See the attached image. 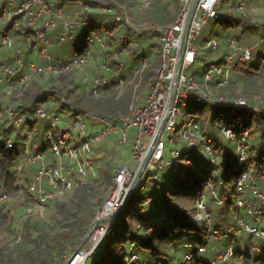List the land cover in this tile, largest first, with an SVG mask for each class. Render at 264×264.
Segmentation results:
<instances>
[{"label":"built area","instance_id":"built-area-1","mask_svg":"<svg viewBox=\"0 0 264 264\" xmlns=\"http://www.w3.org/2000/svg\"><path fill=\"white\" fill-rule=\"evenodd\" d=\"M178 1L180 11L172 22L166 26H151L152 30L159 32L162 48L160 64L147 85L149 93L144 105L138 103V92L144 73L150 65L147 58H141L132 75L125 79L105 77L100 69H96L92 76L87 75L92 56L91 51L69 60L57 59V55L51 52L53 45L51 33L61 26L62 32L59 39L62 42L68 39L75 40L80 28H86L88 32L97 30V34L87 38V41L90 45L97 44L105 54L108 52L105 50L108 47V40L114 37V31L110 27L100 25L95 20L83 18L77 12L74 19L68 20L69 15L64 8L53 4L51 0H24L22 2L4 0L0 4V28L10 29L0 31V47L13 48L15 44L13 34H17L24 38L26 44L30 45L31 51L38 49L32 59H25L21 54H16L12 63L0 53V120L8 118L15 128L24 129L21 134L22 139L18 144L21 147V156L14 170L21 172L27 166L35 167V174L28 185L29 201L23 191L19 195V202L28 205L26 210L33 213V210L37 208L64 199L72 194L78 185L97 177L99 171L93 158V150L109 142L112 134L119 135L117 142L121 145L127 144L130 138L133 139L132 163L122 165L117 169L108 193L93 221V231L88 247L82 249L76 256L77 258L82 255L78 264H86L97 250L122 210L125 199L142 169L143 173L136 189L141 187L144 178L156 183L161 180L163 174L181 169V160L187 155L186 163L190 168L196 167V161L193 156H190V151L186 150L182 153L178 147L168 151V144L164 138L166 133H171L167 138L170 144L184 141L191 150L198 147L203 149L208 166L212 168L204 187L209 184L208 188L213 192L212 201L218 206H224L231 200L230 195H220L217 191L216 182L220 185L225 184L224 179L213 175L215 171L218 172L220 149L216 141L203 131V121L197 114L202 115L203 111L199 106L205 103L212 107L229 104L234 109L248 107L247 99L237 98L231 101L227 91L231 86V79L229 77L220 79L226 67L234 72L237 65L253 59L252 47L243 46L241 43L248 31L240 37H230L229 52L224 63L209 66L204 77V84H201L194 75L186 74V70L197 61L200 50L195 45V40L205 25L211 19L217 20L222 17L223 9H226L228 15H237L236 12L245 14L246 0ZM141 2L142 7L147 9L151 0H141ZM89 10V7L84 9V11ZM124 10L125 14L122 15ZM124 17L127 21L131 19L127 9L123 8L119 11L117 18L121 20ZM121 37L125 43L128 42L124 35ZM201 47L204 50L218 49L220 43L212 38ZM108 53H106L107 56ZM104 68L108 72L111 71L110 66L104 65ZM75 72L85 74L83 79L86 89L91 91L95 97L100 96L104 87L111 82L117 84L114 91L117 99H120L128 88H131L134 98L130 112L123 115L118 122L90 116L93 118L92 127L95 129L96 124H100V127L87 135V122L84 118L88 115L82 112L74 110L75 116L70 121V126L62 129L57 124L60 117L49 113L47 102L39 104L30 118L26 114L19 113L14 105L4 104V101L15 93L21 101L26 89L42 77H58ZM194 94L196 99L191 104V97ZM255 102L254 109L257 110L262 100ZM186 104L190 105L187 119L183 118V106ZM36 119L46 121L45 124L43 123L44 132L40 131L37 123H30V120L32 122ZM221 130L226 138L237 141L236 150L239 161L245 162L248 159V130L236 131L234 126L230 128L223 126ZM39 137L46 142L45 145L42 144L43 140L37 141ZM7 143L11 147L17 146L16 141L11 137L7 139ZM47 148L51 150L49 156L45 154ZM9 199L11 198L6 194L0 195V208ZM234 202L240 208H245L246 214L236 216L237 227L229 228L227 233H221L212 225L213 214L209 209L204 188L196 199L193 218L196 222H205L208 225L207 242H222L229 239L228 245L219 251L211 260V264H221L231 258L243 259V254L236 255L235 253L237 237L243 231H247L257 239H264V227L259 226L264 216V190L261 188L260 176L254 169L243 171L237 177ZM0 236L3 237V235ZM187 247L192 248L193 245L189 243ZM206 249V245H201L198 251L206 252ZM252 250L257 253L263 252L258 242ZM191 261L194 264L197 263L192 252L185 255L184 263L188 264Z\"/></svg>","mask_w":264,"mask_h":264},{"label":"trees","instance_id":"trees-1","mask_svg":"<svg viewBox=\"0 0 264 264\" xmlns=\"http://www.w3.org/2000/svg\"><path fill=\"white\" fill-rule=\"evenodd\" d=\"M51 1L53 4H59L62 7L65 2H70L73 6H77L75 3L77 0ZM84 1L94 10H98L100 5H102V3L97 0ZM85 7L89 6L85 4L84 8ZM177 10L179 13L180 5ZM93 11H81L79 13L83 18L95 20L100 24H106L113 31L116 30L115 28L117 26H113L111 17L103 21L98 18V12ZM123 21L125 20L123 19L122 22ZM241 23L245 24L247 27L257 26L256 23L248 19L245 14L223 15L222 24L225 26H229L230 24L235 26V24L239 25ZM124 29L125 31L127 30V32L123 35L127 38L128 42L125 43L123 38L119 37V44L117 43L116 45L119 51H121V46L123 45L124 47L130 43L133 45L134 38L138 36L137 33L133 36L129 34V32H132L129 27H125ZM1 30L9 31L10 29L0 28V31ZM87 32L88 31H86L85 39L76 46L75 56L92 50V45L87 41ZM156 35H159V32L155 30H153L152 34L146 33L145 35L144 33H140L137 39V43L140 44V47L134 50L135 53H133V64L131 67L133 70H135L141 58H147L149 60L150 65L143 76L146 80V85H148L150 78L154 74L152 70L157 68L160 64L162 44L161 42H154L149 47H145L142 42L149 39L156 40ZM158 38H160V36H158ZM109 41L114 40L109 39L108 42ZM109 47L112 48V45H109ZM13 48H15V46ZM18 50L16 53L12 54L13 58L16 54L20 53ZM108 52H111V50ZM57 59H59L58 55ZM103 62H105L104 65L109 64L105 58ZM110 65L114 69L112 70L110 66L111 71L107 73H102L101 71L103 76L109 77L113 75L112 78L122 77L125 79L128 77L127 73L124 75L127 71L123 70L126 65H123L122 61L116 60L110 63ZM262 69H264V53H261L255 63L248 61L237 65L234 68V73L237 77L236 79L241 80L245 73L250 72L258 74V71ZM129 72L130 70L128 73ZM71 75H73V73L58 77H46L48 78L46 88H44V86L43 90L37 93L29 104L24 106L23 104H18L16 107L17 111L21 114H26L30 118V116H33V112L39 104L45 102L49 103L50 98L58 97L57 94L59 91L55 88L56 86L54 84L51 85V83L62 81L69 78ZM244 79L245 85L246 83L249 85L252 84V82L250 83V78L244 77ZM242 82L243 81L231 79V86L227 90L231 101L243 97L239 94V88ZM82 83L83 82L77 84L74 80H70L61 87L63 92H60L66 98V101L61 100V109H73V111H79L88 116L102 117L112 122H118L120 120V114L127 113L130 106V96H125L122 99L120 98L121 100L116 99L115 96H110V92L112 93L116 90V82H111L104 87L102 91L104 97L102 96L101 98L95 97L91 91L86 89L85 83ZM248 103V107L242 109H234L230 104V106L212 107L205 103L199 106L202 111L207 110V112H211L210 116H208L209 113L202 112L203 117L207 114L206 120L208 123L207 121L204 122L205 118L202 120L204 124L210 125L209 127L220 129L221 132L222 130L218 123L223 122V126L227 128L234 126L236 131L244 129L249 132L247 139L248 159L242 163L239 161V158L236 163L231 159L229 148L222 144L220 137H217L220 135L217 131L212 129V133L210 132L216 138V143L220 149V164L217 167L219 175L217 174V178L225 180V184L223 185L216 182V187L220 195L235 193V181L241 172L254 169L259 175L260 171H264V100L259 104L257 110L254 109L256 105L255 101L248 99ZM55 106L56 109L59 108L57 103ZM227 111L231 113L232 117H227ZM234 111H236V113H233ZM38 122V119L32 122L30 120V123L36 124ZM13 128L16 129L13 124L4 129L0 126V188L4 189V194L7 196H12L13 194L19 195L21 191H25L27 201H29L28 185L35 171H32L29 166L25 167L21 172H16L14 170L15 164L21 156V147L18 144L22 139V135L20 133L17 134L18 137L15 140L17 146H9L7 139L10 137L9 134ZM204 128L205 127H203V131ZM204 132L209 135L206 130ZM250 140L255 142L251 144ZM42 144L45 145L44 142ZM238 165H242V168L240 169ZM98 171L97 177L89 180L87 183L78 185L74 194L71 195L68 200L57 205L56 209L61 216L57 224L46 223L45 225H41L36 221L26 220L23 225L24 228L21 237L15 240L16 243L7 245L0 251V264H50L52 262L64 264V261L67 260V256L78 248L84 237L91 230L98 208L104 201L108 189L113 182L115 173L112 172L110 167L102 166L98 168ZM211 172L212 168L208 166L207 161L201 163L196 162L195 168L189 167L188 169L182 168L177 171L167 172L161 176L160 181L156 182L161 192L165 191V194L160 193L159 190L150 196L148 195L149 193L145 195L141 193L142 188L145 186L146 182L149 181L148 178H144L141 182V187L134 191L126 205L120 210L115 222L106 233L97 247V250L87 260L86 264H152L159 260H163L164 262L173 260L175 264V261L178 259L176 258L175 252L178 251L179 243L184 244V250H182L183 259L178 264H185V255L190 252L194 253V260L197 261L195 264H211L209 259L212 253L217 255L219 251L225 249V246L228 244L225 245L223 243L225 241H211L214 242V244L212 247H209L210 242H207L208 225L205 222H196L193 218L196 199L203 190ZM170 175L171 185L164 186L161 184V181ZM231 183H233V185H231ZM261 188L263 189V187ZM59 201L61 200L54 201L53 203L55 204ZM146 202L153 203L154 209L144 212V205ZM185 202H191V205H187ZM212 202H208L210 210L214 206L220 207L219 216L216 219L213 216L212 225L218 228L221 233H227L229 228L237 227L236 216H243L246 214V209L237 206L234 200H230L224 206H218ZM4 206L0 208V227L7 225L10 228L13 215L10 210L5 211ZM224 220H227L229 224L227 223L228 225L223 226ZM128 243H130V248H127ZM189 243L193 245L192 248L187 247ZM131 244L133 245L131 246ZM201 245L207 246L206 252L198 251ZM134 248L142 252L137 260H135V258L132 260L130 259V254L133 252ZM209 248L211 250L207 253ZM235 253L236 255L243 254L242 250L236 247ZM188 264L194 263L191 261Z\"/></svg>","mask_w":264,"mask_h":264},{"label":"rangeland","instance_id":"rangeland-1","mask_svg":"<svg viewBox=\"0 0 264 264\" xmlns=\"http://www.w3.org/2000/svg\"><path fill=\"white\" fill-rule=\"evenodd\" d=\"M97 1L102 3V5H100V8L98 10L92 9V7L89 4L85 3L84 0L75 1V3L77 4L75 9H71V11L66 9L68 11V12L66 11L67 15L70 14L71 16V17L70 16L68 17V20H72L75 18L76 12L79 13L85 9L84 5L86 4L90 7L89 8L90 11L94 10L93 12H98V15H97L98 18L105 21L107 18L111 17V23L113 24V26L115 27L117 26L115 28L116 30L114 31V37L112 38V40L114 41H109L108 47L105 48L106 51L111 50V52L109 53L106 52L108 53V56L106 55V53L105 54L103 53L102 49H100L97 44H94L91 46L92 56H91L89 66L87 68V72H86V74L89 76L94 75L96 69H100L102 73L108 72L104 68L105 62H103V59L105 58V60L109 63L107 64V66H111L110 63L116 60L122 61L123 65H126L127 67L123 69V70H126L127 72L124 73L123 71V73L124 75L127 73L128 77H130L132 74H131V71L129 73L128 71L132 69L131 67L133 64V53H135L134 50L140 47V44L137 43L139 34L140 33H144L145 35L146 33L152 34L153 33V30L151 29L152 25L166 26L167 24H169L172 21V19L178 14L177 8L180 5L177 0H151L149 8L145 9L142 7L141 0H97ZM3 2L4 0H0V4ZM123 8L127 9V12L129 16L131 17L130 21H127L126 17L121 18V20L117 18L119 11L123 10ZM223 13L227 14L226 9H223ZM124 14H125V10L122 15ZM236 14L242 15L241 12H236ZM245 15L247 16L248 19L256 23L257 26L247 27L243 23L239 25L235 24V26L233 24H230L229 26H225L222 24L223 16L218 18L217 20L211 19L205 25L199 37L196 38L195 40V45L199 48L200 52H199L196 63L192 67L186 70V74L194 75L201 84H204V77H205L206 71L208 70L209 66L210 65L215 66V65L224 63L226 56L229 52L228 41L230 37L231 36L240 37L241 35L245 33V31L246 32L248 31V33L243 37V41L241 43L243 46L252 47L253 59L251 60V63H255L260 57L261 53H264V0H246ZM123 19L125 21L122 22ZM100 25L106 26V24H102V23ZM125 27H129V29H131L132 32H129V34L133 36L135 35V33H137L138 36L134 38L133 45L128 44L125 47L123 45L121 46L122 48L121 51H119L116 45L117 43L119 44V41H118L119 37H121L123 34H125V32H127V30L125 31L124 29ZM86 31H87L86 28H80L79 33H78L79 35L76 37L75 40L68 39L67 41L62 42L59 39V36L62 32V27L60 26L59 28H57L51 33V37L53 39V45L51 47V52L54 54H57L59 59H70L74 57L76 55L75 48L79 43H81L85 39ZM87 33L89 34L88 38H90V36L94 37L97 34V30H91ZM158 36L159 35H156V40L149 39V40L143 41L142 44L145 47H149L154 42L160 43L161 39L158 38ZM212 38H215L219 41L220 47L218 49H213V50L202 49L201 46ZM13 39L15 40V44H14L15 48L9 49L6 47H0V53L3 57L5 58L7 57L9 61L12 63L14 60L12 54L16 53L18 49L20 50L19 54H21V56H23V58L25 59H32L35 57V54L38 51L37 48L31 51L30 45L26 44L24 41V38L20 35L13 34ZM109 45H112V48L109 47ZM113 69L114 68L112 67V70ZM155 69L152 70L153 73H155ZM84 76L85 74L81 72L79 73L75 72L73 73V75L69 76V78H66L62 81H57L55 83L54 82L51 83V85L54 84L56 86L55 88L59 91V93L57 94L58 96L57 98L53 97L49 99L47 108L51 115H57L60 117V120L57 121V124L62 129L68 128L70 126V121L74 118L75 115H74L73 109H61L60 105L62 101H66V98L61 93L63 92V89L61 87L70 80H74L75 83L77 84H81V82L84 83V79H83ZM112 76L113 75H110L109 78ZM228 77L233 80L235 79L236 81H243L239 88V94H241L243 97H240V98H244V99L248 98L253 101H256V100L263 101L264 100V69L258 71V74L247 72L244 74L243 79L240 80V79H236L237 77L232 69L226 67L224 70V74L220 77V79L228 78ZM244 77L250 78V83L252 82V84L249 85L246 83L245 85ZM47 79L48 78L46 77H42L40 80L33 82L26 89L24 97L21 101H19L17 94L15 93L12 96L8 97L7 100L4 101V104L14 105L15 107H17L18 104H21V105L23 104V106L29 104L30 101L36 96V94L43 90L44 86H45L44 88H46L47 86L46 84L48 82ZM145 81L146 80L143 78V82L140 84V88L138 92V96H139L138 103L139 104H142L144 102V100L146 99V96L149 93V88L145 84ZM103 95L104 94L101 93V95L98 97L101 98ZM110 96H115L114 92L112 93L110 92ZM125 96H130V106H129L127 113L120 114V118L123 115H126L130 112V108H131V105L133 103V98H134L133 90H131V88H128L125 94L121 97V99L124 98ZM195 99H196V95L194 94L191 97V104L195 102ZM56 103L59 105L58 109H56V106H55ZM199 103L200 102H198V104ZM189 110H190V105L187 106L186 104L183 106V118L185 119L188 118ZM203 112L206 113L207 110H204ZM207 113H209L208 116L211 115L210 114L211 112L208 111ZM226 113H227V117L229 118L232 117L230 112L227 111ZM233 113H236V111H234ZM197 115L200 116L201 119L205 118L204 122L207 121L206 120L207 114L205 115V117H203L201 114H197ZM90 116H85L84 118L85 121L87 122V135L100 127V124H96L95 129L94 127H92L93 118ZM204 122H203V127L206 128V129L204 128V131L206 130L209 133V135L216 141V138L211 134L212 129L214 128L209 127L210 125L208 126V124H204ZM43 123L45 124L46 121L42 122L39 120V122L37 123V127L40 129L41 132L45 131ZM11 124H12V121L8 118H4L0 120V126L2 127V129L10 126ZM218 125L219 127L222 128L223 122H219ZM214 130L217 131L218 134H220L217 137H220L222 144L229 148L230 157L236 163L238 161V151L236 150L237 141L226 138L224 133L222 131L220 132V129H214ZM23 132H24V129L22 128H16V129L13 128L9 136L13 140H16L18 137L17 134L18 133L23 134ZM170 135L171 133H166L164 136L168 144V151L170 149H176V147H178L182 153L185 152L186 150L190 151L189 153L190 156H193V158L195 159L197 163L206 161V157H205L203 149L198 147L197 149L191 150L189 149L190 147L187 145V143L184 141H180L178 144H170L168 143V139H167ZM118 136L119 135L117 133L111 135L110 141L107 142V144H110L109 148L111 152H108L107 148L106 149L103 148V150L105 151L104 152L105 155H102V157L98 159L101 163V167L102 166L110 167L113 173H116L117 169L120 166L132 163L131 148L133 144V139L130 138L127 144L121 145L117 142ZM41 140L43 139H41L40 137H39V140L37 139L38 142H40ZM43 142L46 144L44 140ZM254 142L255 141L250 140L251 144ZM50 153H51V150L47 148L45 152L46 156H49ZM98 156H101V153H99ZM187 157L188 155L186 156V158ZM186 158L184 157L181 160V167H180L181 169L189 168V165L186 163ZM238 167L241 169L242 165H238ZM30 169L32 171H35V167L33 166ZM217 174L218 172L216 171L213 173L214 176H217ZM259 176H260L261 187H263L264 189V171H260ZM170 180H171V175L167 176L163 181H161V184H163L164 186L166 185L170 186L171 185ZM231 185H233V183H231ZM208 187H209V184H207V186L204 187V193L206 195V200L208 202H212L213 192ZM159 190H160L159 185L151 181H148L146 182L145 186L142 188L141 193L144 195L149 193L148 195L150 196ZM23 192L25 193V191ZM74 192L68 195L67 197H65L64 199H61V201L55 204L52 203L50 205L37 208V210H33V213H30L26 210L28 205L26 206L24 202L23 203L19 202L20 194L19 195L13 194L12 196H9L11 199L7 201V203L4 206V209L5 211H9V210L11 211L13 215L12 222H11L12 224L10 223L11 224L10 228L7 225L0 227V235H3V237L0 236V251H2L7 245H13L14 243H16L15 240L21 237L22 230L24 228L23 225L26 220L36 221L37 223L41 225H45L46 223L57 224L58 220L61 217L60 214L58 213V210L56 209L57 205L68 200L71 197V195L74 194ZM4 193H5L4 189L0 188V195ZM160 193L165 194V191L161 192L160 190ZM230 196H231V200L232 199L234 200V194H230ZM185 204L191 205V202H185ZM144 208H145L144 212L146 210H153L154 204L151 202H146L144 205ZM12 210H14L15 212L13 213ZM211 212L215 219L218 218L219 213H220V207L214 206L211 209ZM261 219L262 221L259 224V226L263 228L264 227V216ZM227 223L229 224L227 220L226 221L224 220L222 225L226 226L228 225ZM257 242L263 250L262 253H257L252 250L254 245ZM223 243L227 245L229 243V239L227 238L226 241ZM213 244L214 242H210L209 247H212ZM87 245H88V242L85 244L83 249L87 248L88 247ZM132 245L133 244H131V246ZM183 247H184V244L179 243L178 251L175 252L176 258H178L175 261V264L176 263L178 264L183 259V253H182V250H184ZM235 247L240 248V250H242L243 259L242 258L241 259L231 258L230 260L222 262L221 264H245L246 262L249 264H264V239H257L256 237L252 236L247 231H243V233L238 235L237 244ZM127 248H130V243H128ZM210 250L211 249L209 248V251H207V253H209ZM141 253L142 252L140 250L138 249L135 250L134 248L133 252L130 254V259L132 260L135 258V260H137ZM71 254L72 253H70L67 256V260L71 256ZM215 256L216 255L212 253L209 259L210 262L211 260L214 259ZM66 261L64 262L66 263ZM50 264H57V262H52ZM152 264H174V261L168 260L164 262L163 260H159V261L153 262Z\"/></svg>","mask_w":264,"mask_h":264},{"label":"water","instance_id":"water-1","mask_svg":"<svg viewBox=\"0 0 264 264\" xmlns=\"http://www.w3.org/2000/svg\"><path fill=\"white\" fill-rule=\"evenodd\" d=\"M143 173V169L140 171L134 185H133V188L131 189V191L128 193L126 199H125V202H124V205L123 207L126 205V203L128 202L129 198L132 196V194L134 193V191L136 190V186L139 182V179L141 177ZM93 231V227L91 228V230L89 231V233L84 237V239L82 240L81 244L78 246V248H76V250L71 254V256L68 258V260L66 261L65 264H72L73 261L75 260L76 256L81 252V250L83 249V247L85 246V244L89 241V238H90V235Z\"/></svg>","mask_w":264,"mask_h":264},{"label":"crops","instance_id":"crops-1","mask_svg":"<svg viewBox=\"0 0 264 264\" xmlns=\"http://www.w3.org/2000/svg\"><path fill=\"white\" fill-rule=\"evenodd\" d=\"M22 1L23 0H17V2H22ZM63 7L65 8L64 10L66 12L67 11L66 9L71 11V9H75L76 6H73L72 4H70V2H65ZM68 15L70 16V14H68ZM6 59H8V58L6 57ZM125 68H127V67H125ZM130 71H131V74H132L134 70L130 69ZM145 101H146V99L144 100V102L141 105H144ZM109 146H110V144L105 143L103 145H100V146L96 147L95 150H93V158H94V161H95V164H96L97 168H101V163H100V161L98 159H100V157H102V155H105L104 154L105 151L103 150V148L104 149L107 148L108 152H111ZM99 153H101V156H98ZM12 211H13V213L15 212L14 210H12Z\"/></svg>","mask_w":264,"mask_h":264},{"label":"bare ground","instance_id":"bare-ground-1","mask_svg":"<svg viewBox=\"0 0 264 264\" xmlns=\"http://www.w3.org/2000/svg\"><path fill=\"white\" fill-rule=\"evenodd\" d=\"M82 258V255H79L76 260L73 262V264H78V262L80 261V259Z\"/></svg>","mask_w":264,"mask_h":264},{"label":"clouds","instance_id":"clouds-1","mask_svg":"<svg viewBox=\"0 0 264 264\" xmlns=\"http://www.w3.org/2000/svg\"><path fill=\"white\" fill-rule=\"evenodd\" d=\"M57 5H59V4H57ZM61 6V5H60ZM64 8V7H63ZM84 11V10H83ZM136 69V68H135ZM92 228V227H91Z\"/></svg>","mask_w":264,"mask_h":264},{"label":"snow or ice","instance_id":"snow-or-ice-1","mask_svg":"<svg viewBox=\"0 0 264 264\" xmlns=\"http://www.w3.org/2000/svg\"><path fill=\"white\" fill-rule=\"evenodd\" d=\"M191 58V57H190Z\"/></svg>","mask_w":264,"mask_h":264}]
</instances>
